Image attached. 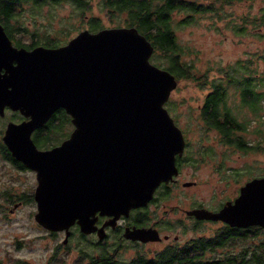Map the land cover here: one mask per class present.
Listing matches in <instances>:
<instances>
[{
  "label": "water",
  "instance_id": "obj_1",
  "mask_svg": "<svg viewBox=\"0 0 264 264\" xmlns=\"http://www.w3.org/2000/svg\"><path fill=\"white\" fill-rule=\"evenodd\" d=\"M152 51L135 26L83 29L58 46L26 49L12 45L0 24V67L5 68L0 114L8 106L26 117L8 122L3 141L14 157L37 170L34 219L63 231V243L74 224L83 234L96 230L102 239L103 227L93 223L96 211L111 216L106 223H112L145 205L155 187L177 172L174 157L184 138L164 106L177 79L150 61ZM57 107L74 127L60 144L39 150L30 134ZM187 212L230 226L264 227V175L246 179L216 210ZM123 236L160 239L151 226L126 227Z\"/></svg>",
  "mask_w": 264,
  "mask_h": 264
},
{
  "label": "rangeland",
  "instance_id": "obj_2",
  "mask_svg": "<svg viewBox=\"0 0 264 264\" xmlns=\"http://www.w3.org/2000/svg\"><path fill=\"white\" fill-rule=\"evenodd\" d=\"M105 1L88 0L84 13L98 17L104 27H109L107 25L124 19V14L120 11L110 13ZM187 1L213 7L212 10L193 12L177 10L173 18L176 40L183 50L182 58L194 66L196 76L207 80L219 78L227 67L243 62L264 77V23L259 19L264 0H233L224 4H218L217 0ZM14 13V20L25 25L32 34L30 37L37 40L49 36L62 42L78 29L76 26L87 23L86 19L78 18L79 9L73 7L71 10L65 1L56 6L23 3ZM187 16H190L189 22L177 24L176 20ZM234 25L236 29L232 28ZM20 33L15 34L19 37ZM23 39L27 40L29 36L24 33ZM209 88L207 81L195 84L190 79L181 78L164 103L174 122L184 131L189 143L187 154L195 157L196 164H185L180 177L195 180V184L172 188V194L165 199L167 201L216 206L236 196L246 179L264 175V149L241 150L222 142L216 129L205 128L199 106ZM227 89L226 100L234 107L233 114L238 119L248 120L247 130L240 134L249 142L264 143V100L261 109L254 114L239 104V94L233 87ZM235 170L239 175L234 173ZM35 211L36 207L32 205L22 206L13 213L0 208V264H77L80 256L87 259L90 255L110 253L114 249L112 236L97 245L96 236L82 237L77 227L72 229L66 243L62 242L63 231L52 236L43 235V227L34 219ZM219 227L218 221L203 222L199 230L210 232ZM263 237L261 230L245 237L250 249L248 254L259 246L261 248ZM157 246L159 248L161 244ZM119 247L117 258L128 260L137 253L143 254V249L148 250L152 245L122 243Z\"/></svg>",
  "mask_w": 264,
  "mask_h": 264
},
{
  "label": "flooded vegetation",
  "instance_id": "obj_3",
  "mask_svg": "<svg viewBox=\"0 0 264 264\" xmlns=\"http://www.w3.org/2000/svg\"><path fill=\"white\" fill-rule=\"evenodd\" d=\"M63 1L70 6L71 10L73 7L79 9L78 18L86 19L87 23L76 26L78 29L62 42H58L57 37L46 36L42 40L31 38L32 34L28 33L26 26L14 20L16 8L21 7L23 3H32L34 6H56ZM137 1L142 0H106L105 6L108 7L110 13L120 11L124 14V19L119 23H112L107 26H135L132 23L130 11L135 10ZM144 1H148L151 7L152 0ZM9 2L14 5H12L10 13L6 11V4ZM87 5L88 0H0V24L5 34L10 38L11 44L16 47H24L26 49H31L38 45L54 47L65 43L83 29L96 31L105 26L98 17L94 15L89 17L84 13ZM263 14L264 6L262 15H260L262 21ZM17 32H21L19 37L15 34ZM24 33L29 36V39H23L22 41L21 38ZM0 72H5L3 66L0 67ZM56 110L63 111L62 113L60 112L59 117L54 115ZM24 119L26 117L20 114L18 110H13L8 106H4L2 114H0V194L3 198V201L0 202V208L5 209L8 213H13L16 209L25 205L37 206L34 198V192L39 183L37 170L14 157L3 141V133L8 122L17 123ZM73 127L70 115L62 107H57L43 126L32 130L30 138L37 149H48L60 144L62 140L67 138ZM181 131L184 144L181 153L175 154L174 157V163L177 168L176 174L167 182H160L155 187L151 199L145 205L131 208L126 215L121 214L112 223H106L111 216L102 215L96 211L93 223L96 227L102 226L104 231V236L102 239H98L97 245L102 244L103 239L105 240L107 237L112 236L111 239L115 245L114 249L109 252L114 255H117L116 251L122 243L152 245L148 250L143 249V255L149 261L148 264H185L188 261L191 262L187 264H245L243 262L244 260L246 261L250 250L245 237L250 234L249 229L257 225L246 227L230 226L222 220L198 218L194 214L187 212L191 209L203 207L209 210H216L222 204L209 207L200 202H191L188 205H183L180 200L177 202L165 200L172 194V188L195 184V180L180 179L185 164L196 165L194 163L195 157L191 156L192 158H189L190 155L187 154L189 152V143L184 131L182 129ZM185 181L193 182L184 184L183 182ZM213 221H218L220 227L210 232L199 230L201 223ZM132 226H151L157 230L160 239L142 242L123 236L125 228H131ZM74 227L78 229L76 224L72 225L70 227V235ZM223 228L229 230V232H223ZM42 229L44 230L43 235L52 236L57 232L44 227ZM96 233L95 230L84 235L97 237ZM158 244H161V247L158 248Z\"/></svg>",
  "mask_w": 264,
  "mask_h": 264
},
{
  "label": "trees",
  "instance_id": "obj_4",
  "mask_svg": "<svg viewBox=\"0 0 264 264\" xmlns=\"http://www.w3.org/2000/svg\"><path fill=\"white\" fill-rule=\"evenodd\" d=\"M17 1V0H12ZM233 0H217L218 4L228 3ZM12 2L6 4L8 13L12 10ZM14 6V5H13ZM121 7V6H119ZM121 9V8H120ZM212 10L210 5H196L194 2L187 0H152L151 7L148 1H137L134 11H130L132 23L143 33L152 43L153 51L150 61L162 66L166 63L165 68L172 72L177 81L181 78H187L198 84L199 82H209V90L205 93L202 104L199 106L200 116L205 128H214L220 134V139L226 144H230L241 150H261L264 149V143L249 142L240 132L247 130V119H238L233 114V106L227 103L229 86L239 94V104L245 106L252 113L256 114L262 106L264 100V77L252 71L248 63L238 62L235 66H229L223 71L222 77L207 80L205 77L199 78L195 75L194 66L185 62L182 58V46L176 40L174 33L173 18L177 10ZM189 17L176 20L177 24H186ZM262 21V19L259 17ZM263 22V21H262ZM236 29L234 25L232 27ZM243 30V27L241 28ZM264 73V72H263ZM234 93V92H233ZM232 109V110H231ZM56 110L54 115L60 116ZM57 128V126H55ZM264 141V140H263ZM189 158H192L191 156ZM234 173L237 175L238 171ZM241 174V173H240ZM239 175V174H238ZM258 230L264 232V227L256 226L249 229V232L255 235ZM223 232L229 230L223 228ZM82 237H85L83 234ZM23 262V261H19ZM188 261L187 263H190ZM149 261L143 254L137 253L128 260L119 259L111 253H99L90 255L87 259L85 256L77 258V264H148ZM185 263V264H187ZM245 264H264V237L261 242V248L251 251Z\"/></svg>",
  "mask_w": 264,
  "mask_h": 264
}]
</instances>
